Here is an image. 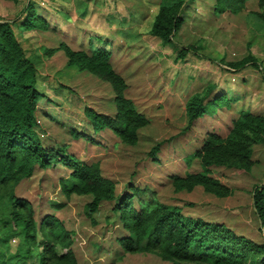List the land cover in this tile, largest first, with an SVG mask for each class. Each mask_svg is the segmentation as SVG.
<instances>
[{
    "label": "rangeland",
    "instance_id": "obj_1",
    "mask_svg": "<svg viewBox=\"0 0 264 264\" xmlns=\"http://www.w3.org/2000/svg\"><path fill=\"white\" fill-rule=\"evenodd\" d=\"M31 1L45 18L47 27L32 29L26 35L16 26L13 31L35 64V85L41 92L39 105L47 109L56 123L39 117L43 127L40 136L47 142H63L66 150L79 159L96 163L100 174L112 181L117 194L130 181L138 187L152 189L158 201L178 205L183 214L221 221L235 234L256 242L263 241L264 227L253 212L250 191L253 184L264 181V143L257 141L247 145L251 149V159L224 155L219 141L212 142L210 147H201L206 131L217 134L220 141L225 139L233 111L229 108L209 111L207 106L202 116L185 127L183 104L190 94L205 87L214 86L212 93L220 85L234 83L237 92L245 93V97L234 102L232 107L248 104L264 114V9L256 8L252 0H243L236 15L228 13L219 21L198 23L196 30L203 37L197 39L196 35L192 41L196 53L188 52L183 58L174 59L172 47L145 31L148 22L137 13L143 6L154 10L155 6L151 4L156 0H145L149 4L142 2L141 5H138L139 0H124V5L116 6L105 3L83 6L80 5L83 0ZM195 1L198 0L187 1L189 16L201 12L202 7L194 4ZM215 1L218 5L225 3L224 0ZM25 2L0 0V16L17 18ZM239 3L240 0H235L234 5L237 7ZM134 10L136 14L130 24H138L140 30L147 33L141 39H146L149 47L145 52L141 51L140 56L136 49L127 52L133 61H139L125 71L123 94L146 116V120L136 128V137L132 141L121 140L108 127L94 134L95 143L66 135L64 127L77 125L73 117L81 115L84 107L107 115L114 107L101 105L102 93L96 96L100 88L93 87L92 77L83 75L78 79L77 69L65 65L62 49L51 54L46 49L58 45L59 41L77 48L87 38L86 34L96 32L94 27L98 26L99 32L110 18L126 21ZM189 32L193 31L190 29ZM181 36L182 41L187 40L186 35ZM113 40L115 47L121 43ZM100 43L112 50L111 42L101 39ZM247 53L256 56L260 68L246 65L235 71L225 65ZM58 80L63 84L58 85ZM104 87L102 84L101 91ZM94 91L98 93L94 95ZM63 94L72 109L71 105L64 106ZM155 143H159L158 149L154 154H148ZM244 145L245 141L240 147L244 149ZM220 154L224 156L223 163H206ZM196 170L207 174L206 183H196L190 190H183L174 188L170 182L171 174L183 176ZM67 173L64 165L54 162L45 168L35 166L31 175L21 178L15 185L0 186V215L3 200L8 192H13L27 201L34 221L42 222L52 250L57 256H64L57 258L50 254L49 245L39 246L38 249L44 248L46 264H247L250 253L233 260H215L213 257L167 259L156 251L157 248L126 250L121 242L124 231L112 210L114 200H102L96 210L87 213L85 207L90 195L74 192L66 195L61 189V178H67ZM37 237L41 238V235L38 233ZM19 243L17 234L10 235L7 241H0V251L5 248L9 252L16 250Z\"/></svg>",
    "mask_w": 264,
    "mask_h": 264
},
{
    "label": "trees",
    "instance_id": "obj_2",
    "mask_svg": "<svg viewBox=\"0 0 264 264\" xmlns=\"http://www.w3.org/2000/svg\"><path fill=\"white\" fill-rule=\"evenodd\" d=\"M256 1L259 7L264 8V0ZM183 2L184 0H160L149 33L163 43H174L172 34L181 23L180 10ZM12 22L0 19V186L15 185L21 178L31 175L35 166L45 168L54 162H60L68 170L67 178H61V189L66 195L71 192L90 195L85 207L87 213L96 210L102 200H114L112 210L124 231L121 242L125 244L126 250L157 248L156 251L167 259L213 257L215 260H233L250 253L247 264H264V240L256 242L235 234L221 221H208L183 214L178 205L164 204L155 198L152 189L138 187L130 181L117 194L112 181L100 174L96 163L79 159L66 150L63 142L45 141L40 136L43 127L39 119L45 117L53 123L55 121L47 109L39 105L41 92L35 85V64L16 37ZM17 24L26 28L47 27V22L37 12L31 0H26L19 10ZM59 48L64 52L67 66L90 73L98 80L107 82L113 90V115L85 107L86 122H83L87 127L96 131L108 126L121 140L135 139L136 128L146 117L124 96L125 82L112 65L110 51L103 43L89 42L79 48H72L60 41L58 45L47 48L46 52L50 54ZM187 51L195 52V46L190 43L179 44L175 56L182 58ZM225 64L232 70L240 69L246 64L259 66L257 58L250 53ZM211 88L205 87L187 97L184 102L187 119L185 127L201 116L207 106L229 108L233 112L225 139L220 141L217 134L207 132L201 147H210L212 142L219 141L224 155L251 159L249 146L257 141L264 143V114L234 109L222 91L215 92L210 99L204 100ZM63 131L68 136H81L86 140L91 138L87 130L74 125L69 124ZM239 141H245L244 149L240 147L242 142L239 144ZM158 147L159 143L153 144L147 153L154 154ZM207 161L205 162L209 164L211 161L223 163L225 160L220 154L215 160ZM208 178L206 173L196 170L186 172L183 176L171 174L170 182L176 189L190 190L196 183H206ZM250 192L253 212L259 224L264 227V181L253 184ZM134 202L137 204H133ZM1 205L3 212L0 215V241H7L10 235L17 234L20 243L16 250L9 252L5 248L0 251V264H46L44 248L38 249L39 246L49 245L50 254L57 256L49 244L47 232L42 229V222L34 221L27 201L10 191ZM38 233L41 238L37 237ZM61 257L64 256H57Z\"/></svg>",
    "mask_w": 264,
    "mask_h": 264
},
{
    "label": "crops",
    "instance_id": "obj_3",
    "mask_svg": "<svg viewBox=\"0 0 264 264\" xmlns=\"http://www.w3.org/2000/svg\"><path fill=\"white\" fill-rule=\"evenodd\" d=\"M9 1H12V0H9ZM159 1L160 0H156L155 2H153L151 5H154L155 6V8H154V10H147L144 6H143V8H141L140 7V9H142V10H140V9H137V13L139 14V15H141V17H143L147 22H148V27L146 28V30L145 31H147V32H149V28H150V25H151V23H152V20H153V17H154V13H155V11H156V9H157V7H158V5H159ZM187 1L188 0H184V2H183V4H182V7H181V10H180V15L182 16V20H181V23L179 24V26H178V28L173 32V34H172V38H173V41H174V43H163L159 38V40L162 42V44H164V45H170L172 48V50L174 51V55H173V57H174V59H178V57H176L175 55H176V51H177V49H178V45L179 44H187V43H190V44H193L192 43V41L196 38V35H197V39H199L200 38V36H202L203 37V34L202 33H200L199 31L197 32V27H198V23L199 24H202V22H206V21H209V22H214L213 20H215V21H219L220 19H222V17H224L225 18V16L228 14V13H232L233 15H236L237 13L236 12H238L242 7H241V5H242V1L243 0H240V3H239V5H237V7L234 5L235 4V0H224L225 1V3L224 4H221V5H218L217 3H216V1L215 0H198V1H195V3L194 4H199L202 8H200V13L199 14H193V15H191V16H189L188 15V11L186 10L187 9ZM232 1H234V3H232ZM245 1V0H244ZM253 1V3L256 5V8L258 7V9H264V8H261V7H259L258 6V4H257V1L256 0H252ZM12 2H16V1H12ZM88 2V3H87ZM142 2H144V3H147L145 0H139V4L138 5H141L142 4ZM33 3V2H32ZM99 4V3H105V4H108V5H120V4H122V5H124L125 3H124V0H83L81 3H80V5H82L83 4V6H89V4L90 5H93V4ZM147 4H149V3H147ZM33 5L35 6V4L33 3ZM149 6V5H148ZM35 8L37 9V7L35 6ZM255 8V9H256ZM203 10V11H202ZM134 14H136V12H135V10L133 11V12H130V14H129V19L127 18V20L126 21H120V22H118V20L116 19V18H110V19H108V24L106 25V27L104 28V27H102V29H100V30H98L99 32H97V29H98V26L97 27H94L95 28V30H96V32L95 33H93V35H89V34H86V36H87V38L86 39H84V40H82L80 43H79V47L80 46H82V45H86L87 43H89V42H91L92 44H94L93 42L94 41H96L95 42V44H98V43H100V40L101 39H103V40H105V41H109V42H111L112 44H110L111 46H112V50H109L110 51V60H111V62H112V65H113V67H114V69L116 70V71H118L121 75H122V77H123V80H125L124 79V77L126 78V76H125V71L128 69V67L130 66V65H134V63H135V65H136V63L139 61H133V57L131 58V56H129L128 55V51H130L131 52V50H138L137 51V53H139V56H140V53H141V51H144L145 52V50L146 49H148V47H149V44L147 43V41H146V39H141L142 38V36H146L147 35V33H145V31L144 32H142L141 30H140V26H138V24H130V22H131V18H133V16H134ZM18 15H19V12H18ZM41 15V14H40ZM42 16V15H41ZM43 17V16H42ZM44 18V17H43ZM0 19L2 20V19H7V20H12L13 22H12V29L14 30V28H15V26L17 27V29L18 30H21L22 32H23V34H27L30 30H32V29H44V28H39V27H35V28H26V27H21V26H19L18 24H17V21H18V16H17V18H15V19H12V18H2L1 16H0ZM45 19V18H44ZM120 19V18H119ZM190 29L193 31L192 33L191 32H189L190 31ZM201 30H203V28L201 27L200 28ZM94 30V31H95ZM186 35L187 36V40H184V41H182L181 39H180V36L181 35ZM151 35V34H150ZM182 37V36H181ZM113 39H116V40H118L119 42H121L120 44H118L116 47L114 46V40ZM60 42V41H59ZM63 42V41H62ZM125 43H128V44H125ZM67 44V43H66ZM194 45V44H193ZM70 46V45H69ZM105 46V45H104ZM71 47V46H70ZM79 47H77V48H79ZM225 47H227L226 45H225ZM60 49V48H59ZM59 49H55L53 52H55V51H57V50H59ZM53 52H51V53H53ZM188 52H191V53H196V51L195 52H192V51H187L186 53H188ZM50 53V54H51ZM185 53V54H186ZM63 54H64V52H63ZM250 54H252V53H250ZM246 55V54H245ZM253 55V54H252ZM65 56V55H64ZM185 56V55H184ZM183 56V57H184ZM254 56V55H253ZM138 57V56H137ZM182 57V58H183ZM243 57V56H242ZM254 57H256V56H254ZM240 59V58H239ZM238 60V59H237ZM232 61V60H231ZM116 62V63H115ZM257 62H258V60H257ZM259 63V62H258ZM118 66H117V65ZM65 65H66V57H65ZM138 65H139V63H138ZM226 65V64H225ZM246 65H251V64H246ZM246 65H244V66H246ZM67 66V65H66ZM227 66V65H226ZM243 66V67H244ZM253 66V65H252ZM68 67H72V66H68ZM228 67V66H227ZM243 67H241V68H243ZM255 67V66H254ZM229 68V67H228ZM240 68V69H241ZM255 68H257V67H255ZM258 68H260V66H258ZM230 69V68H229ZM240 69H236V70H240ZM232 70V69H231ZM235 70V71H236ZM83 75H85V76H90V77H92L93 78V87L95 88V87H99L100 88V90H99V93L98 92H93V94L95 95L96 93H98V94H96V96L97 95H101V93H102V95H101V97H102V99H101V105H105L107 108H112V107H114V99H113V90H112V88L110 87V85L107 83V82H105V81H103V80H98V78L97 77H95V76H92L90 73H88V72H85V71H82V70H79L78 68H77V78L78 79H80V76H83ZM99 81H101L100 83H99ZM82 82V81H81ZM125 82V81H124ZM66 83V82H65ZM83 83V82H82ZM61 84H63V81H61V80H58V85H61ZM66 84H68V85H70L69 83H66ZM79 84V83H78ZM102 84H104L105 85V87H104V89H102V91H101V85ZM126 84V83H125ZM226 85H227V83H225ZM220 85V84H219ZM226 85H224V86H222V85H220V86H218L219 88L218 89H216V90H214L212 93H211V91L214 89V86H211L212 88H211V90L209 91V93H208V95L205 97V99L204 100H207V99H210L211 97H212V95L215 93V92H219V91H222V92H224V94L226 95V97L229 99V101H230V104H231V106H233V105H235L234 104V102H236V101H238L239 99H243L244 97H245V93H239V92H237V91H239V90H237V88H236V86H235V84L234 83H231L230 85H227L228 87H229V90H228V88H227V86ZM66 94H63V100H64V106L66 107V108H68L70 105H71V103L69 102V101H66V99H65V96ZM57 97V96H56ZM187 99V98H186ZM185 102V101H184ZM91 103V102H90ZM92 104V103H91ZM209 107V111H211V109H221V108H217V107H210V106H208ZM70 109H72V105H71V107H70ZM84 109H85V107L83 108V111H82V114L81 115H77V114H73V115H77V117H73L74 118V120L77 122V125L76 124H70V125H74V126H77V127H79V128H81V130L82 129H85V130H87L88 132H89V134L91 135V138H90V140H86V139H84L83 137H81V136H78V137H80L81 139H84L85 141H87V142H89V143H95V142H97V140H96V138H94V134L96 133V132H99L100 130H102V129H104V128H107L108 126H103V127H101V128H99L98 130H96V131H93V130H90L88 127H87V125L83 122V121H85L86 120V118H85V112H84ZM135 109H136V107H135ZM235 109H247V110H250V111H255V112H260V111H257L256 110V108H253V107H250V106H248V104H247V106H245V107H237V108H235ZM93 110V109H92ZM137 110V109H136ZM207 110V109H206ZM94 111H96V112H99L98 110H94ZM138 111V110H137ZM84 112V113H83ZM115 112V107H114V110H113V112L112 113H109V115H113V113ZM139 112V111H138ZM183 112H184V114H183V116H185L186 117V115H185V109H184V104H183ZM64 113V112H63ZM100 113H102V112H100ZM141 113V112H140ZM205 113V112H204ZM203 113V114H204ZM260 113H262V112H260ZM103 114H105V113H103ZM143 114V113H142ZM202 114V115H203ZM64 115L65 116H67L68 118H70V116H68V114L66 113H64ZM63 115V116H64ZM201 115V116H202ZM145 116V115H144ZM146 117V116H145ZM198 117H200V116H198ZM198 117H196V118H198ZM195 118V119H196ZM194 119V120H195ZM193 120V121H194ZM63 121V120H62ZM193 121H192V123H193ZM83 122V123H82ZM86 122V121H85ZM185 122H187V119L185 118ZM191 123V124H192ZM79 124V125H78ZM83 124H85V127H81V125H83ZM190 124V125H191ZM189 125V126H190ZM108 129H110V130H112L110 127H108ZM211 130H209V131H206L205 133H207V132H210ZM136 133H137V130H136ZM205 133H204V135H205Z\"/></svg>",
    "mask_w": 264,
    "mask_h": 264
}]
</instances>
